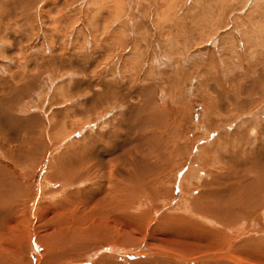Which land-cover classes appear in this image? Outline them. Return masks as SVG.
Returning a JSON list of instances; mask_svg holds the SVG:
<instances>
[{
  "label": "bare ground",
  "instance_id": "obj_1",
  "mask_svg": "<svg viewBox=\"0 0 264 264\" xmlns=\"http://www.w3.org/2000/svg\"><path fill=\"white\" fill-rule=\"evenodd\" d=\"M21 1L23 0H12L10 4H21ZM78 1L79 6H82V9L84 7V12L80 11L81 8L73 12L72 7ZM209 1L219 5L216 8L218 12L214 10L215 7L208 6L204 8L206 10L203 9L200 19L185 25L181 16L182 11L185 12V6L190 5L189 10L194 9L195 4L199 6L201 0H25L28 5H37L35 8H27L26 12L5 9L9 6L8 1L0 0V21L7 18L6 27L0 23V33L3 30L0 36L1 54L10 51L11 46L19 52L23 50V41L7 37L6 30L11 19H15L17 27H23L22 34L27 31L32 36L39 33L42 36L41 43L30 53L36 56L35 60L38 61L31 66L33 72L30 73L24 62L18 60V63L14 62L17 70H13L6 80L0 78V117L6 120L7 114L14 115L16 110L18 112L22 100L34 91V85L40 83L42 78L49 76L53 79V67L61 71L66 69L67 65L71 68L74 64L72 69H76V75L82 74L81 79L80 76L76 78L77 84L63 82L64 84L58 87V94H62L63 104L68 103L75 94L87 96L83 104L68 109L65 117L67 120L62 123L61 133L63 135V132H66L71 136L85 129L90 130L84 138L63 148L64 151L53 160L49 159L50 155L67 141L66 137L58 139L51 132V136H47L43 120L44 129L40 133L22 138L23 140L15 142L13 147H10V144L13 145L10 142L3 145L0 159V264L7 258V245H4L3 241L7 234V249L12 262L30 260L29 254L35 252L34 259L42 263L61 264L64 259L82 252L88 246L83 242L89 240V236L92 237L100 230L104 231L109 223L108 217H126L130 225L138 226L142 225L143 218H148L149 222L154 224V227L148 228L158 232L157 236H166L164 230L158 228L161 221V225L168 226L174 232L185 231L198 244L197 247H192L196 249L198 256L189 262L264 264V121H261L260 117L264 108V84L259 90V85L264 83V73L256 85L246 80L248 88H245L247 85L230 79L229 83L234 86L232 89L219 83L210 88L206 81L209 79L199 78L203 75L200 74L197 79L200 85H195L194 88L190 84L189 74L193 75L192 72L198 71V66L190 65L191 68L185 70L181 64L184 60L175 56V50L178 48L186 52L191 45L198 46L217 36V31H225V28L227 30L231 27V18L226 19L224 10L234 7L231 12H235L231 13V16L233 18L237 15L240 19L239 28L234 23L232 31L224 34L221 38L222 48L228 47L233 53L232 49L236 44L234 34L238 30L245 52L248 53L247 62L255 65V68L260 66L261 62L264 71V0ZM51 2L53 6L55 3L58 7L55 18L52 17L53 14L50 16L48 9L44 10ZM103 12H107L108 18H112L111 22L107 21L104 25ZM45 17L54 23L42 29ZM59 22L71 23L72 34L76 36L84 32V29H78V25H88L93 36L85 42L86 46L84 45L81 51L74 47L67 50L71 34L67 40L60 43L59 52L56 54L55 46L62 35L59 27L63 25L61 23L59 26ZM25 26L27 29H24ZM100 26L101 36L97 39ZM151 36L156 39V46L154 44L151 48L152 54L156 56L159 52L160 58L156 68L172 65L178 72L171 73L175 76L164 77V85L153 89L154 93L160 94L161 97L166 95L165 99L162 98L163 103L167 97L173 96V105L163 108L151 103V110L147 111L146 107L141 109L140 116L148 118L152 114L154 118L145 121L153 123L146 126L143 121L137 125L133 120V114L138 107V103H134L132 99L134 92L140 90L143 94L144 88L135 90L134 86L129 85L127 91L123 92L124 82L118 83L113 79L111 83L95 90L90 88L94 82L89 80L91 76H86L85 70L90 68L93 71L101 66L102 63L93 58L98 53L103 57L105 52H108L107 59L111 60L103 63L105 70L113 63L114 52L123 54L127 51L129 38L132 37L133 46L124 54L126 58L121 63L118 59L111 69L118 73L117 77L125 80V77L138 67L143 58L142 48L148 44L147 39ZM142 42H145V46ZM114 46L118 49H114ZM78 48L81 49L80 46ZM86 49L88 51H85ZM82 51L84 52L80 53ZM64 59L67 63L63 62ZM11 65H7L9 67L5 69L14 68ZM227 72L222 71L226 79L230 73ZM150 73L148 71L146 76ZM135 77L138 78V75ZM172 80H176L180 86L176 93L168 95L165 87ZM185 83H189L187 93L194 91L197 99L181 107L176 101ZM72 86L77 87L72 89ZM97 86H100V83ZM43 96L38 107L45 102ZM19 101L21 102L14 111L9 108L13 102ZM155 103L159 104V101ZM108 105L119 110L117 118L114 123L101 124L100 129L106 130L93 135V126L105 117ZM194 107L201 109L197 123L191 120ZM79 113L85 114L86 119L72 120ZM55 116L56 112H50V118ZM168 119L170 122L167 126ZM185 119H189L190 125H185ZM24 121V118L18 121L23 128L26 127L22 125ZM168 127V132L176 130L177 134L165 135L166 139L162 140L165 133L163 129L166 131ZM232 127L235 128L230 132ZM148 131L155 133L153 144L150 137L146 138L147 141L143 140V135ZM188 132L196 136L190 139L191 135L188 139ZM218 132L221 135L209 145V141ZM156 134H159V140ZM195 149L198 152L196 157ZM188 165L189 170L186 176L182 177V172ZM39 174L43 175L37 181ZM178 183L182 191L176 199L170 190ZM86 184L88 186L83 188ZM68 189L74 190L61 197L60 195ZM33 200L37 203L32 209L29 205ZM165 200L166 204H163ZM176 200V205H172ZM144 208L146 210L140 212ZM153 216L160 218L156 220ZM146 236L149 245L153 237L149 240L147 231ZM118 242L121 247L116 244L107 246L108 255L104 253L107 255V261L96 264H119L118 260L127 262L135 256H141L143 258L140 259L143 260H134L129 264H182L181 261H187L167 252L160 254L165 255L167 259L164 256L150 259V255L156 252L149 248L143 250L141 247H132L142 242H139L137 237H127L124 233H121ZM102 243L103 241H99L97 246ZM194 252L190 250L183 254L192 257ZM97 258L98 256L92 255L87 263L93 264Z\"/></svg>",
  "mask_w": 264,
  "mask_h": 264
},
{
  "label": "rangeland",
  "instance_id": "obj_2",
  "mask_svg": "<svg viewBox=\"0 0 264 264\" xmlns=\"http://www.w3.org/2000/svg\"><path fill=\"white\" fill-rule=\"evenodd\" d=\"M6 1H8V5L10 7L9 6H8L9 8L5 7V9H9L11 11L23 10L24 12H26L27 8H31V7L35 8L37 6V5H34V3H32V5H28L25 2V0H23L25 3L23 1H21V4H10V2L12 0H6ZM79 2L80 1H78L76 4L73 5L74 6V7H72L73 12H76V10H78L79 8H81L80 11H83V12L85 11L84 7L82 9V6H79ZM50 4H51V6H50ZM52 6H53L52 2L48 3L46 5L47 8L45 7L44 10L47 11V9H48V11H50V16H52V14H53L52 17L55 18L57 16L58 7L56 6L55 3H54V6L53 7ZM187 6H185V12L182 11V15H181L184 18L183 22H184L185 25L191 24V22H194L196 19H200L202 17L203 11L206 10L204 8H207L208 6H211V7H215L214 10H217L216 8L219 7L218 4H216L214 2L212 3L209 0H201L200 5L197 6L195 4L196 8H194V9H190L189 10L190 5H187ZM233 8L234 7H227L224 10V12L226 11V13H225L226 15L225 16H226V19H228V20H230V18H231V20H230L231 27L235 23L237 25V28H239L238 24L240 22V19L238 18V16L234 15L233 18L234 19L236 18L235 20L231 16V13L233 14L235 12V11L231 12ZM217 12H218V10H217ZM103 14H104L103 18L105 17L104 18L105 21L103 20V25L107 21L111 22L112 18H108L107 12H103ZM45 18H44V24L42 25L43 26L42 29H44L47 26H52L53 25L52 23H54L53 20L50 21L47 17H45ZM6 19L4 18V19H2V21H0V23L3 24V26H5V27H6L5 23L7 22ZM49 22H51V23L48 24ZM9 23H10L9 27L7 28V30L5 29L6 33H8L7 37H10L11 40L13 39L15 41H17V40L23 41L24 45L22 44L23 45L22 49L24 51L22 50V52H19V51H17L15 49V47L11 46L10 49H9L10 51H8L7 53H5V54H1L0 53V78H2L3 80H6L8 75L11 72H13V70L14 71L17 70L15 68L16 64L14 62L18 63V60L20 62H24V65H26L28 67L27 70L30 73L33 72V70H31V66H33V64L37 60H35L36 56H33L32 54L30 55V53L37 48L36 46H38L41 43V40H42V38H41L42 36H41L40 33L37 36H32V34H29L27 31H24V33L22 34L21 31H23V29H22L23 27L22 28L17 27V25H15V19H11L9 21ZM78 24H76V25H78ZM58 25L59 26L62 25L60 27L58 26L59 30H61L60 34H62V35L59 37L60 39H58L59 41H57L58 44L56 43V46H55L56 49L54 50V52L56 54H58V52H59V48L58 47L61 45L60 43H62V41H64V40L68 39V37L72 34V29H73L72 24L69 23V22H59ZM78 26H79L78 29H84L83 30L84 32L82 34L84 36H82V35L76 36L75 34H72V36L69 38V43H68L69 47H68L67 50H71L74 47V49H76L78 51H81L82 47L85 45V42L87 40H90L91 37L93 36L91 27H89L88 25H84L83 27L81 25H78ZM231 27L227 28V30L225 28V31H219V32L217 31L216 32L218 34L217 36L215 35V36L211 37L208 41H204L203 43H200L198 46L195 45V44L191 45L190 47H188V50L186 52L182 51V49H180V48L175 50V53H176L175 56L178 57V59L180 58V60L181 59L184 60L183 62L181 61V64H182V66H183V68L185 70H189L190 65H191V67H193L194 65L198 66L197 70L200 71V72L196 71V72H192L193 75L189 74V76L192 77V78L189 77L190 78V84L193 85L194 88H195V85H200L199 83H197L198 75H200V74H203V75H200L199 78L209 79V80H206V81H207L208 85L210 86V88L215 87V85H218L217 83H219L220 85H222V84L225 85L228 89H232V87H234V86H233V83H231V82L229 83L230 79L231 80L235 79V80L238 81V84L242 83L245 86L247 85V84H245L246 80H247L246 82H248V81L249 82H253L256 85V82L257 81L259 82V80L262 78V76H263L262 73H264L263 68H262V64L260 62V66L261 67L260 66L256 67L257 68V70H256V68L254 67L255 65H252V63L249 64V62H247L246 59H248V56H246V54H248V53L245 52V47H243L244 43L242 42V40H240L241 33L238 30H236L237 32L234 34V42H236V44H235L234 49H232L233 53H232L231 49H229L228 47H227L228 49L227 48H222V44L223 43H221V40H222L221 38H223L224 34H226L227 31H229V32L232 31ZM24 29H27V27L25 26ZM101 31H102V26H100V29L97 32L98 33L97 39L100 38ZM2 34H3V30L1 31L0 36H2ZM61 37H62V39H61ZM131 38H129V41H128L129 42V48L127 49V51H125L123 54H119L117 52H114L115 54H114V58H113L114 59L113 63L109 64L105 70L103 69L104 68L103 67L104 66L103 63L106 62V60H111V58L107 59L109 57V55H106V54H108V52H105V56H103V57L100 56L99 53L96 56H94L93 59L95 61H100L102 64L100 63L101 66H99L96 69H93V71L90 68H87L85 70L87 72L86 76H88V75L91 76V78L89 80L93 81L94 84L92 83L90 88H94L95 90L97 88L104 87L105 85H107V83H111L113 79L117 80L118 83H123L124 82L125 86L122 89L123 92L127 91V87L129 85H130V87H131V85L134 86L133 88H135V90L144 88L145 92L143 94L140 93V90H138L139 92H137V91L134 92V95H133L132 99H133L134 103H138L137 104L138 107L136 109V112L133 114V120H134V123H136L137 125L141 124L140 121H143L144 123L147 124L146 126H149V125L151 126L153 123L150 124L149 122H145V121H147L148 119H152L153 120L154 119L153 115L150 114L148 116V118H146L144 115L140 116L141 109L143 107H146L147 111L151 110V103H152V105H157V106L163 107V108L166 107L167 105L168 106H172L173 105V99H172L173 96L172 97H167L168 99L166 100L165 103H163L162 101L165 99L166 95L163 93L164 97H161L160 94H155L153 89L164 85V80H163L164 77H166L167 75L175 76V74H171V73H175V72H178V71L175 68H173L172 65H166V66H163L162 68H159V69L156 68L157 65H158V62H159L158 60L160 58L158 56L159 52L156 53V56H153L154 54H152L153 52H152L151 48H153L152 46H154V44L156 46V39L151 36L149 38H152V40L148 38L147 39L148 44L146 46H145V42L141 43L142 45L144 44L145 47L142 48L143 58L140 60L141 62L139 61L138 67L135 70H133L130 74H128V76L126 75L127 76V77H125L126 81L121 79V78H119V77H117L118 73L116 74L115 71L113 72L111 69H113V67H114L115 63L118 61V59H120V63H121L126 58V55H124V54L129 52L131 47L133 46ZM75 40L77 41V43H76ZM213 40H215L216 42L213 41ZM209 41H210V43H209ZM214 43H216V44H214ZM78 46H80L81 49H79ZM118 46H119V44H118ZM147 47H148V49H146ZM89 48H90V46L88 47V49ZM88 49H86L85 51H88ZM114 49H118L117 46H114ZM48 51H49V49H48ZM178 51H180V52L178 53ZM83 52L84 51H82L80 53H83ZM236 53H238L240 56L238 54H236ZM70 54H72V51L70 52ZM39 55L40 54H38V56ZM31 56H33V57H31ZM65 56H67V55H65ZM257 56H254V58H256ZM48 58H49V56L47 54V59ZM76 59L73 58V60H75L77 62L78 60H76ZM147 59H149V60H147ZM221 59H223V60H221ZM237 60H240L239 61L240 63ZM87 61H88V64L90 65L89 59ZM10 62L12 63L14 68L11 67L9 70H6L5 68L9 67L7 65H11ZM63 62L67 63V60L64 59ZM231 62H233V63H231ZM250 62H252V61H250ZM143 63L145 65H143ZM238 63L241 64L242 66L240 67ZM223 64H224V66H223ZM146 65H147V67H146ZM109 66H111V67L113 66V67L111 68ZM203 66H204V68H203ZM73 67H74V64H73ZM73 67L69 68V66L67 65L66 69L61 70V71H59V68L53 67L55 69L54 72H53V75H52L53 79L49 78V76H46L45 77L46 79L42 78L40 83H38V84L36 83L34 85V87H33L34 91L30 94L31 96L28 95L24 100H22L23 102H21V101H19L17 103L13 102L11 104V107L9 106V108H11L14 111V108H16V106H18L19 103L21 102L20 103L21 105H19L20 109L18 110V112L16 110V111H14V113H15L14 115H8L7 114V117L5 118L6 120H4V119H2L0 117V159L2 158V147H4L3 146L4 144H6V143L8 144L10 142V143H13V145H11L9 143L10 147H13L14 145H16L15 142L19 143L20 142L19 140H23V139L28 138L27 137L28 135H30V134H38L41 131H43L44 124H45V130H46V135L47 136H49V135L51 136V134L53 133L55 136H57L58 139L60 137H61L60 139H63V137L64 138L66 137V141H67V142L61 144L58 148H56L55 150L58 149L57 151H55L53 149L54 152L49 157V159H52V160L55 157H57L58 154L60 155L67 146L72 145L76 140L79 141L80 139L84 138L86 135L89 134V131H90L89 129H85V130H83L80 133H78V132L74 133V134L70 133L71 136L66 134V132L65 133L63 132V135L61 133V131H63V130H61L62 129V127H61L62 123L67 120V118H65V117H67L68 109L69 108H75L76 106H78L81 103L83 104L85 102V98L87 96V95L85 96V94L78 95V94H75V92H74L75 95L73 96L72 99L69 100L68 103H66V104L62 103L63 96H62V94H58V92H59L58 91V87L61 86L64 83H70V85L71 84H77L76 83V80H77L76 78H79V76L81 74V73L79 74L80 71L78 70L79 76L76 75V73H75L76 69H72ZM79 67H81V64H80ZM92 67H94V66H92ZM152 67H153L154 71L152 70ZM263 67H264V65H263ZM239 68L240 69L242 68V69L240 70ZM132 69H134V68H132ZM156 69H158V70H156ZM207 69L209 70V72H207L208 71ZM71 70H74V71H71ZM148 71H149V73L150 72L151 73H150L149 76H146ZM222 71L223 72H227V71L230 72V73L227 72L228 74L226 73L227 74V76H226L227 79L222 74ZM238 71H239V73H238ZM205 74H206V76H205ZM137 75H138V78L135 77ZM150 76L152 77V79H151ZM209 76H210V78H208ZM239 77L240 78L242 77L243 79L242 78L240 79ZM79 79H81V76H80ZM143 80H146V81H143ZM148 80H150V81H148ZM97 82L100 83V86H97V84H98ZM126 83H127V85H126ZM168 84L165 87V90L166 89L168 90V95L169 94L172 95V94L176 93V89L180 86L177 83L176 80H172ZM263 84L264 83L262 82L261 86L259 85V90L261 89ZM70 85H69V87H70ZM201 85L203 86V83H201ZM235 86H237V85H235ZM248 86L249 85H247L245 88H248ZM75 87H77V86H74L72 89H74ZM188 88H189V83H185V85H183L182 88H181L180 95H179L180 97L178 96L179 98L176 101V104L181 105V107L186 105L188 102H191V101L197 99L196 98L197 95H196V93L194 91H192L191 93H187ZM257 91H258V88H257ZM72 92H73V90H72ZM45 93H46V96H45ZM42 95H44L43 98L45 99L44 100L45 102H44V104L42 103L41 107H38V105L40 106V103L42 102L41 100H43L42 99ZM48 95H50V96H48ZM162 98H164V99L162 100ZM156 101H159V104H156L155 103ZM160 102H162L163 104L160 103ZM193 105H195V104H193ZM98 107H100V106H98ZM77 108H79V107H77ZM107 108H108L107 109L108 111L106 112L107 115L105 114V117L101 118V121H99L97 124H95L93 126V129H92V131H94L93 135L95 133H101V132H103V130H106V128L100 129V125L101 124H103V123L105 124L106 122L111 124V123L115 122V119L117 118V114L119 113V110L116 107L114 108V107L109 106V105H108ZM47 109H48V111H47ZM65 109H67V111H65ZM102 109H103V107H102ZM193 111H194V113H193V115L191 117V120H193V122L197 123L199 121V119H200V111H201V109H200V107L199 108L198 107H194ZM47 112H49V113H47ZM50 112L51 113L56 112V116L53 117V118H50ZM42 116H44V118H42ZM84 116H85V114L79 113L77 116H74L75 118L73 117L74 119L72 118V120H79V121L85 120L86 116L85 117ZM260 117L262 118L261 121H264V118H263L264 117V108L262 109V114L260 115ZM23 118L25 119V121L22 123V125L26 126L25 128L21 127L19 125V122H18L19 119L23 120ZM42 120L45 122L44 124H43ZM185 120H186L185 121V125L186 126L190 125L189 124V119H185ZM54 122H56L57 125H56V123H55V125H51ZM168 122H170L169 119H168L167 123ZM168 125H169V123L167 124V126ZM51 127L53 129H51ZM54 127H56V128H54ZM169 127L172 130L171 125ZM169 127L167 128L166 131H165V129H163V132H165V133L163 135V139L162 140L166 139L165 135L175 136L177 134L175 132L176 130H174V131L170 130L168 132ZM234 128L235 127H232L230 129L231 130L230 132H232V130ZM69 130L70 129L68 128L67 131H69ZM50 132H51V134H50ZM153 133L154 132H151V131L146 132V134L143 135V140H145L146 138L150 137V139H152V144H153L154 137H155L154 136L155 133L154 134ZM187 135H188V139L190 138L191 135L192 136H191L190 139H193L196 136L192 132H188ZM220 135H221V133H219V132L216 133L213 136L212 140L209 141L208 144L210 145L213 141H216ZM156 136H157L156 138H158V140H159L160 139L159 134H156ZM145 141H147V139ZM202 144L204 145L205 143H200V145H202ZM153 147H157V145L156 146L153 145ZM56 153H57V155H56ZM194 154H195L194 157L198 156V152H197L196 149H195V153ZM43 165H45V163H43ZM188 170H189V165H188L187 168H185L183 170L181 176L182 177L186 176ZM42 175L43 174H39V179L37 181L40 180ZM201 177H203V175H201ZM87 186L88 185L86 184V185H84L83 188H85ZM73 190L74 189H68L65 193H63L60 196L64 197L65 195H67L68 193H70ZM181 191L182 190H181V187H180L179 183H178V185H175L174 187H171V190H170L172 196H174V198H176V199L180 196ZM53 200H56V199H53ZM166 201L167 200H165L163 202V204ZM159 202H160V200H159ZM35 203H37V201L33 200L31 202V204L29 205L30 208H32V207L34 208L35 205H36ZM176 203H177V200L172 205H176ZM145 210H146V208H144L140 212H143ZM161 211H164V210H161ZM153 217L156 218V220H158L160 218V216L159 217L158 216L157 217L153 216ZM108 218H109L108 219L109 223L107 224V227L105 228L104 231L100 230L99 232H95L92 237L89 236L88 237L89 240H85L83 242L86 245L88 244V246L82 252H80L79 254H73L72 258L64 259L61 262V264H89V263H87V260H88L89 257H92V255L98 256V258L93 262V264H96L97 262L107 261V260H105L106 256L108 255V253L106 251L108 249L107 246H110V244H116L117 246H120L119 245L120 243L118 242V239L120 238L121 233H124V235L127 236V237H130V236L137 237L139 239V242H142L140 245H134L132 247H138V248L141 247V249H143V250L144 249H146V250L151 249L154 252H156V254L153 253V255H150L151 256V257H149L150 259L155 260L157 258H163V256L165 257V255H161L162 256L161 257L160 254H164L165 252H167L169 254H175V255H177L179 257H183L185 260H187L186 262L185 261H181L182 264H201V262H196V263L195 262H189L190 260H194L195 258H197L198 252L196 251L195 248H192V247H197L198 244H197V242L194 241V239L192 237L187 235V233L185 231H183V230H179V231L174 232L168 226L161 225L163 223L161 221L159 226H158V228H160V230H164V233H165L166 236H157L158 232L151 231L148 228L150 226L154 227V224L150 223L148 218L147 219L143 218L142 219V225L139 223L140 226L135 225V224L130 225L129 219L126 218V217H124L122 219H120V218H112V217H108ZM146 231L148 233L149 240L153 237L152 240L149 242V245L147 244V241H146V237H147L146 236ZM4 239H5V240H3L4 241V245L5 244L7 245L6 248L4 247L5 248V253H7L6 254L7 258L3 262V264H53V263H50V262L49 263H42V261L34 259L35 252H31L29 254V257H30L29 259L30 260L22 259V262H12V260L10 259V255L8 253V249H7L8 246H9V240H8L9 236H8V234L4 237ZM99 241H103V243L101 245L97 246ZM122 247H126V246H122ZM128 247H131V246H128ZM101 249L103 250V253H102ZM190 250L195 251L193 253L192 257H187V256H185L183 254L184 252L190 251ZM104 253H107V255L104 254ZM81 256H84V257L81 258ZM99 258H101V259H99ZM103 258H104V260H103ZM140 258H143V257L135 256L134 258L129 259L130 261L126 262V261H123V260H118L117 263H119V264H122V263L123 264H129L131 261H134V260L135 261L143 260V259H140ZM144 259H147V258H144ZM165 259H167V258L165 257ZM55 264H59V263H55Z\"/></svg>",
  "mask_w": 264,
  "mask_h": 264
}]
</instances>
